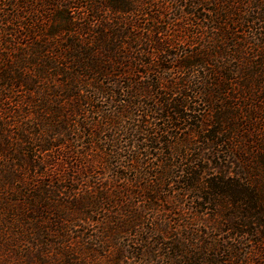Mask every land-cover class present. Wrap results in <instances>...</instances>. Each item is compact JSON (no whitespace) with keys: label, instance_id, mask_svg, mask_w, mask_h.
Wrapping results in <instances>:
<instances>
[{"label":"trees","instance_id":"1","mask_svg":"<svg viewBox=\"0 0 264 264\" xmlns=\"http://www.w3.org/2000/svg\"><path fill=\"white\" fill-rule=\"evenodd\" d=\"M0 264H264V0H0Z\"/></svg>","mask_w":264,"mask_h":264}]
</instances>
